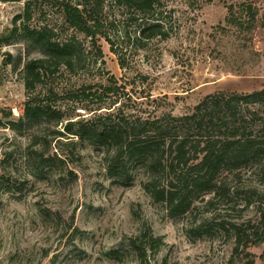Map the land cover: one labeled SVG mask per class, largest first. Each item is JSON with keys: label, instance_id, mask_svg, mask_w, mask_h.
<instances>
[{"label": "rangeland", "instance_id": "1", "mask_svg": "<svg viewBox=\"0 0 264 264\" xmlns=\"http://www.w3.org/2000/svg\"><path fill=\"white\" fill-rule=\"evenodd\" d=\"M239 1L168 0L171 37L156 38L145 49L133 50L130 67L122 68L110 43L101 38L103 59L94 63L86 56L79 73H65L51 83L56 89H69L84 82L106 83L108 74H114L128 88L134 86L135 92L144 90L159 98L157 114L172 111L176 115L190 112L210 93L260 89L264 87V0H253L259 14L252 40L228 25L229 6ZM28 9L30 20L26 19ZM241 13L236 7L235 14ZM130 17L126 24L134 33L140 20ZM16 18L20 32L7 42ZM25 26L42 27L55 38H76L86 48L89 43L85 34L66 23L57 0L0 1V264H264V242L251 245L252 255H248L244 244L236 247L233 229L218 226L220 221L258 219L257 205L247 202L260 198L257 192L264 191V180L251 169L244 171L240 191L219 203L216 220L203 198L191 212L169 215L145 191L142 169L132 170L131 183H118L107 176L102 154L92 146L70 161L68 167L74 174L62 167L43 178L32 176L24 163L29 135L10 129V118L3 116L10 110L13 117L19 115L28 94L23 67L44 50L27 39ZM223 26L230 29L225 31ZM139 73L149 75L148 80L140 82ZM136 96L131 102L123 96L122 106L131 110L133 105V112L140 113L153 108ZM94 100L65 99L67 115L58 127L67 118L97 114L94 109L100 105ZM103 106L107 111L115 104L108 99ZM43 208L51 211L48 216L41 213ZM207 218L213 220L212 229L202 236L188 235V230ZM76 228L80 232L75 233ZM149 230L163 237L158 249H152V241L145 236ZM135 237H140L138 244L143 248L151 246L143 258L131 243Z\"/></svg>", "mask_w": 264, "mask_h": 264}, {"label": "trees", "instance_id": "2", "mask_svg": "<svg viewBox=\"0 0 264 264\" xmlns=\"http://www.w3.org/2000/svg\"><path fill=\"white\" fill-rule=\"evenodd\" d=\"M57 1L66 23L89 39L88 47L76 38H55L42 27L25 26L27 39L39 43L44 50L29 58L23 67L28 94L19 115L13 117L12 110L3 112L4 117L10 118L7 123L10 129L21 134L27 131L29 135L24 163L32 176L43 178L62 167L74 174L68 167L70 161L80 156L81 150L92 146L102 154L107 176L118 183H131L132 170L142 169L145 191L162 203L169 215L191 212L198 199L203 198L208 209L214 211L213 220L219 203L240 191L244 171L251 169L264 180V87L251 92L210 93L190 112L176 115L172 111L157 114L159 98L148 91L135 92L134 86L128 88L114 74H108L106 83L84 82L61 90L52 85V80L65 73H79L86 56H91L94 63L103 59L101 38L110 43L124 69L130 67L133 50L145 49L156 38L169 39L173 31L168 22V0ZM236 7L242 11L240 16L235 14ZM258 14L253 0H241L229 6L227 22L229 26H236L240 35L250 36L252 40ZM26 15L30 20L29 9ZM130 16L140 20L134 33L126 24ZM229 26L221 28L227 31ZM20 29L16 18L6 41H11ZM137 77L144 83L149 75L139 73ZM123 96L130 102L134 96L143 97L153 108L142 110L145 113L133 112L136 109L133 105L131 110L129 106H122L125 105L121 101ZM65 99L74 102L96 99L100 107L94 110L99 112L91 117L67 118L59 128L67 115L62 104ZM108 99L115 106L102 110ZM53 141L58 145L54 147ZM61 144L68 149L61 148ZM5 162L3 158L2 163ZM257 193L260 198L256 202L250 199L247 202L248 206L257 205V220L218 223L219 228L234 230L236 247L244 244L248 255H252L251 245L264 242V191ZM50 212L43 208L41 213L48 216ZM213 220L207 218L188 230V235L202 236L214 227ZM78 232L76 228L75 233ZM145 236L152 241V249H158L164 241L151 230ZM139 238H132L131 243L143 258L151 246L143 248L138 244Z\"/></svg>", "mask_w": 264, "mask_h": 264}, {"label": "crops", "instance_id": "3", "mask_svg": "<svg viewBox=\"0 0 264 264\" xmlns=\"http://www.w3.org/2000/svg\"><path fill=\"white\" fill-rule=\"evenodd\" d=\"M254 89H257V88H254Z\"/></svg>", "mask_w": 264, "mask_h": 264}]
</instances>
